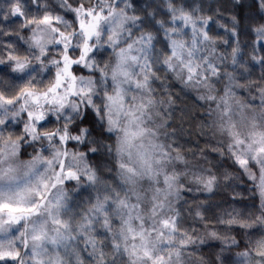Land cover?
<instances>
[{
	"label": "snow or ice",
	"instance_id": "snow-or-ice-1",
	"mask_svg": "<svg viewBox=\"0 0 264 264\" xmlns=\"http://www.w3.org/2000/svg\"><path fill=\"white\" fill-rule=\"evenodd\" d=\"M5 9L0 264H264V0Z\"/></svg>",
	"mask_w": 264,
	"mask_h": 264
},
{
	"label": "clouds",
	"instance_id": "clouds-1",
	"mask_svg": "<svg viewBox=\"0 0 264 264\" xmlns=\"http://www.w3.org/2000/svg\"><path fill=\"white\" fill-rule=\"evenodd\" d=\"M171 2L172 0H137L136 4H134L133 0H25L26 6L29 7L36 16H39V14L43 12L61 16L64 19V23L58 25V27L69 34L78 33V29L74 27L75 21L71 18L70 13V7L73 6L78 7L80 5H87L88 8L99 10L101 8L106 9L107 5L110 3L114 7L119 6V9L124 10L129 16L137 15L139 21L147 22L148 20L156 18L158 22H161L162 16L168 11V5ZM175 2L177 6L188 4L195 8L202 7L205 12H209L213 7L218 5L219 0H175ZM137 6L143 9V11L137 12ZM0 10H2L0 11V21H4V23H0V41L6 39L7 35L14 34L16 36H21L23 34L22 25H18L15 33L4 31L5 24L7 23V21H5V16L8 15V10L5 9V0H0ZM9 19H11V17H9ZM108 27L109 24L104 25L105 29ZM42 31L45 32L49 39L52 38V33L47 26H42ZM141 31H143L142 24L138 23L136 26L128 24L120 35L121 45L127 46V44L135 41ZM130 33H135V35L131 36V39H129ZM72 46L75 47V45ZM99 51H103V48H100ZM59 52V48H52L53 56ZM32 63L33 66H36L37 61L33 60ZM87 71L88 70L85 69V73L81 75H85Z\"/></svg>",
	"mask_w": 264,
	"mask_h": 264
}]
</instances>
